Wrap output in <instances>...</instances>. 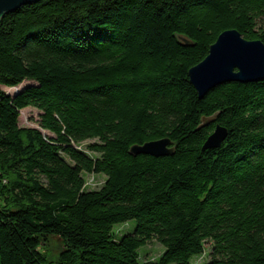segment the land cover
I'll list each match as a JSON object with an SVG mask.
<instances>
[{
    "label": "trees",
    "instance_id": "16d2710c",
    "mask_svg": "<svg viewBox=\"0 0 264 264\" xmlns=\"http://www.w3.org/2000/svg\"><path fill=\"white\" fill-rule=\"evenodd\" d=\"M228 29L264 44V0H38L0 19V86L33 82L0 88V264H192L206 245L202 264H264V80L199 98L188 78ZM164 137L170 155L129 152ZM151 240L164 251L142 262Z\"/></svg>",
    "mask_w": 264,
    "mask_h": 264
},
{
    "label": "water",
    "instance_id": "95a60500",
    "mask_svg": "<svg viewBox=\"0 0 264 264\" xmlns=\"http://www.w3.org/2000/svg\"><path fill=\"white\" fill-rule=\"evenodd\" d=\"M38 0H0V19L16 8ZM180 40L190 42L180 36ZM190 84L198 97L203 98L218 85L239 82L252 83L264 80V44L256 39L249 40L235 29L222 31L209 47L205 58L188 70ZM19 91L13 95L16 96ZM228 134L226 127L215 124L213 131L207 136L201 150L218 148ZM174 148L168 137L132 145V155H150L161 157L172 154Z\"/></svg>",
    "mask_w": 264,
    "mask_h": 264
},
{
    "label": "rangeland",
    "instance_id": "374dc122",
    "mask_svg": "<svg viewBox=\"0 0 264 264\" xmlns=\"http://www.w3.org/2000/svg\"><path fill=\"white\" fill-rule=\"evenodd\" d=\"M33 84L31 81H25L23 84L18 85L17 87L8 88L6 86H0V88L9 95H14L16 90H20L23 87ZM40 111L34 107H26L20 110L18 124L20 127H31L39 128L38 119ZM47 133L46 131H44ZM49 135V134H48ZM90 142H84L81 144V147L85 150V145ZM92 155V154H91ZM84 179V188L86 190L98 189L105 180L103 174H83ZM135 227V220H130L124 224H116L113 226V233L115 235V240H118L122 235L132 232ZM46 254L53 260L56 258L60 249L62 248V243L57 237H50L46 244H43ZM164 251V247L160 245L157 241L151 240L147 245L142 246L138 249V254L140 261H154L156 260L161 253ZM209 246L206 245L204 248V253L196 256L192 260V264H202L208 259Z\"/></svg>",
    "mask_w": 264,
    "mask_h": 264
}]
</instances>
